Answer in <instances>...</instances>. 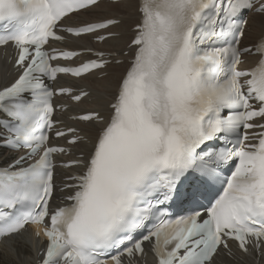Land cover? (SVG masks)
Returning a JSON list of instances; mask_svg holds the SVG:
<instances>
[{"label": "snow or ice", "instance_id": "obj_1", "mask_svg": "<svg viewBox=\"0 0 264 264\" xmlns=\"http://www.w3.org/2000/svg\"><path fill=\"white\" fill-rule=\"evenodd\" d=\"M0 50L17 264L264 260V0H0Z\"/></svg>", "mask_w": 264, "mask_h": 264}, {"label": "bare ground", "instance_id": "obj_2", "mask_svg": "<svg viewBox=\"0 0 264 264\" xmlns=\"http://www.w3.org/2000/svg\"><path fill=\"white\" fill-rule=\"evenodd\" d=\"M117 11H119L121 13V15L123 16L124 21H125V24H124V40H126L130 36V32L128 31V28L135 21V13H134L133 8H121V9H118ZM250 33H251L250 35L248 33V36L244 41L245 44H248V43H251L252 41H254L260 35L261 29L258 25H254L250 29ZM120 44H121V46H123V40L120 41ZM100 47H103V46H100ZM4 58H5L4 54H0V64H3ZM110 71H113V70H110ZM84 107L85 108H91V107H93V105H85ZM59 180H60V176L58 175L57 181L59 182ZM20 251L22 253L27 254L25 256V258L31 259V255L28 254L29 253L28 248H21ZM237 255L239 256L238 253H237ZM0 264H17V261L14 257H11V256L5 254L3 245H0ZM242 264H253V261L251 258L244 257V258H242ZM260 264H264V260H261Z\"/></svg>", "mask_w": 264, "mask_h": 264}, {"label": "rangeland", "instance_id": "obj_3", "mask_svg": "<svg viewBox=\"0 0 264 264\" xmlns=\"http://www.w3.org/2000/svg\"><path fill=\"white\" fill-rule=\"evenodd\" d=\"M251 33H250V31H249V35H250Z\"/></svg>", "mask_w": 264, "mask_h": 264}]
</instances>
